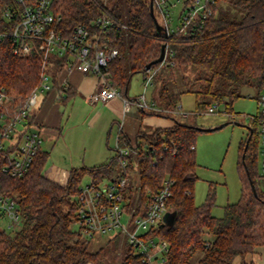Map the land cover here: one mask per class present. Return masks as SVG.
I'll list each match as a JSON object with an SVG mask.
<instances>
[{
    "label": "trees",
    "instance_id": "1",
    "mask_svg": "<svg viewBox=\"0 0 264 264\" xmlns=\"http://www.w3.org/2000/svg\"><path fill=\"white\" fill-rule=\"evenodd\" d=\"M107 11L125 27L111 29V45L118 54L109 63L112 84L121 94L128 89L130 76L146 73V64L158 57L162 44L167 43L172 55L162 64L164 69L182 73L179 85L169 83V77L157 71L153 77L155 104L166 110H179L180 94L192 92L197 108L223 101L232 112L233 101L240 96L243 85L259 91L264 84V0H217L213 14L195 36L166 39L157 31L150 14L149 0H108ZM9 7L14 12V0H0V12ZM53 12L60 15L59 28L67 35L77 23L88 22L101 9L94 0H52ZM0 17V32L8 31L16 22ZM159 66V63L152 67ZM65 67V59L51 54L46 70L55 82ZM42 67L39 53L27 56L13 53L9 36L0 42V89L23 99L41 83ZM190 74V75H189ZM176 85V86H175ZM71 87L64 99L73 95ZM199 97L209 101H199ZM146 114L171 118V127H157L151 132H136L135 140L121 128L119 144L130 149L128 163L120 166L121 156L115 148L104 163L73 167L65 183L46 176L44 167L49 151L38 150L28 171L20 177L0 174V192L17 199L22 215V227L14 233L0 230V264H103L101 248L91 252L78 231L71 228L76 219L78 185L84 175L99 182L113 174L128 173L136 163L138 182L134 191L136 209L143 212L151 195L159 190L166 178L172 180L167 211L175 212L170 224L163 221L149 230L148 235L167 244L163 264H188L200 250L197 264H232L236 256L246 261L258 246L264 245V186L256 170L259 131L256 122L248 127L247 138L240 143L241 195L238 201L227 203L223 215L211 214L214 200L209 192L201 204L194 201L196 173L195 138L209 130L181 115L166 111L141 109ZM183 116V115H182ZM34 117H29L31 121ZM185 117V116H184ZM255 186V192L251 187ZM129 193V192H128ZM117 237V236H116ZM114 237V238H116ZM111 239V238H110ZM111 241V240H110ZM126 245V243L124 244ZM119 264H146L126 245Z\"/></svg>",
    "mask_w": 264,
    "mask_h": 264
},
{
    "label": "built area",
    "instance_id": "2",
    "mask_svg": "<svg viewBox=\"0 0 264 264\" xmlns=\"http://www.w3.org/2000/svg\"><path fill=\"white\" fill-rule=\"evenodd\" d=\"M156 21L161 26L160 32L166 39L171 37L195 36L213 14L217 0H149ZM52 0H14L17 10L6 7L0 17L10 19L17 16L14 25L8 31L0 32V42L9 36L13 43V53L27 56L39 53L42 67L41 83L27 97L16 98L0 89V174L10 177L23 176L31 166L35 155L42 147L43 138L40 126L30 121L39 103L40 94L50 90H67L66 81L58 85L52 83V73L46 70L48 57L54 54L65 59V70H79L94 75L97 84L85 99L88 102L107 101L115 96L123 100L124 111L132 106L138 109L167 111L149 103L145 98V89L153 82L154 74L160 65L172 55L165 43L163 60L157 67H150L144 74V91L136 98L122 96L112 84L109 70L110 61L118 54V49L111 45V29L125 27L118 23L106 9L108 0H94L101 12L88 22L77 23L69 34L59 28L60 15L53 12ZM177 12L175 23L172 14ZM174 24V25H173ZM41 101V100H40ZM220 102L214 101L207 107V112H215ZM251 123L256 122L259 131V158L261 176L264 180V84L256 96V112L246 114ZM118 131L122 124H118ZM120 166L124 169L130 149L119 144L115 138ZM124 171L113 174L106 180L96 182L90 179L85 185H78L76 197V219L80 237L92 238L97 233L114 232L111 238L120 237L132 248L140 260L146 264H163L167 244L148 235L149 230L163 221L167 212V200L171 195L172 180L166 178L159 190L153 193L143 212L130 205L128 195L129 179ZM22 215L17 199L0 192V230L16 232L22 227ZM3 224V228L1 225ZM80 264H90L83 261Z\"/></svg>",
    "mask_w": 264,
    "mask_h": 264
},
{
    "label": "rangeland",
    "instance_id": "3",
    "mask_svg": "<svg viewBox=\"0 0 264 264\" xmlns=\"http://www.w3.org/2000/svg\"><path fill=\"white\" fill-rule=\"evenodd\" d=\"M176 14L177 12L172 14L173 23H175ZM174 68L168 70L160 65L158 72L164 77H169L170 85L173 82L179 85L183 74ZM142 92L143 73L137 72L130 76L127 96L136 98ZM153 93L156 96L155 90ZM257 93L258 91L255 87L243 85L239 90L240 96L232 103L231 113L228 112L229 110H225V104L221 100L217 110L211 113L207 112V107L200 106L197 108V97L194 93L183 92L180 94L178 102L179 110L166 111L167 114L172 115L182 114L183 116L181 115L180 119L183 121H191L193 119L197 126L206 129L210 128L209 130L200 131L195 138L196 173L198 178L194 184L193 194L195 203L201 204L206 200L208 193L213 192L214 200L211 206V214L216 217L223 215V207L227 203L238 201L241 195L240 177L242 171L238 166L240 161V143L247 138L248 127L252 124L245 115L256 112ZM145 94L146 100L149 101L150 91L148 90ZM86 95L83 92H77L66 104H61L60 106V103H58L57 109L59 115L60 111L62 112V121L61 124L59 122L51 129L49 133L40 127L41 137L43 138L42 147L44 149L47 148L50 152L45 172L47 175H50L51 171L52 173H57L58 177H53L57 182H64L65 180H60V174L65 177V172H68L73 167L97 164L92 162L94 157L102 159V161L109 160L114 153V138L119 123L122 124L124 131L133 139L132 132L138 128L142 132H151L153 129H147L148 127L162 125L156 123L158 120H170L173 122L171 118L157 114H145L143 116L144 119L141 120L140 113L130 111V109L126 113L120 110L118 114H115L111 107L105 106L101 101L96 103L86 102L84 100ZM43 97L45 96L40 94L37 107L40 106V100ZM198 100L209 101L208 98L204 97H199ZM156 106L159 107V105ZM113 115H117V117L113 118ZM112 122L114 123L106 143V134ZM100 137H102V141L98 143ZM136 166V163H134L133 169L127 174L129 179L128 195H131V191H134L138 182ZM256 170L260 175V184L264 186L260 170L259 141L257 144ZM103 180H106V178ZM89 181L90 177L84 175L79 186H83ZM74 199L77 200L76 195ZM129 199L132 204L135 203V197L131 200L132 197L129 196ZM1 227H4L3 224ZM71 228L78 231V226L75 222L72 223ZM113 233H97L92 238H86V245L89 251L95 252L101 248L103 264H119L126 248L124 239L118 236L111 238ZM201 255L202 252L197 250L190 258L188 264H197ZM243 259L253 261V264H264V245L258 246L254 253L245 255ZM241 260L242 257L236 256L232 264H240ZM156 264L160 263L156 262Z\"/></svg>",
    "mask_w": 264,
    "mask_h": 264
},
{
    "label": "crops",
    "instance_id": "4",
    "mask_svg": "<svg viewBox=\"0 0 264 264\" xmlns=\"http://www.w3.org/2000/svg\"><path fill=\"white\" fill-rule=\"evenodd\" d=\"M143 80H144V74H143ZM64 81H66L69 85V88L71 87V90H73L74 93H73L72 97H74L77 94V92H83L84 94L88 95L89 93H91L94 90V88L96 87V84H97V79L94 75L86 74V73H83V72L76 70V69L71 70V71H67V70H65V67L60 71V74L57 76L56 82H55V79L53 78V75H52L53 85H58L59 83L61 85V83ZM148 90L150 91V96H149L148 102L154 103L155 100H154V93H153L154 92V83L153 82L151 85L147 86V88L145 89V92L147 93ZM143 91H144V87H143ZM65 95H66V90L61 91L60 96H58L57 91L53 90V89L50 90L48 93H46L44 95L45 97H43L42 100L40 101V106L37 107L36 110L34 111V117H33L34 123H36L41 128H44V130L47 131L48 133L57 124H59V122L61 124L62 112L60 111V115H59L57 105H58V103H60V106H61V104H66L72 98L71 97L69 99H64ZM121 95L126 97L127 92L125 94H121ZM145 98H146V94H145ZM84 100L86 102H88L86 99H84ZM101 102L104 103L105 106L107 105V106L111 107V109L113 110V112L115 114H118V112L120 110H122V112H124V113H126L128 111V110L124 111L123 100L120 96H115V97H113L107 101H104V102L101 101ZM92 103H96V102H92ZM130 111H137V113H140V117H141L140 119L141 120L144 119L143 116L146 114V113H143V111L141 109H138L135 106H132L130 108ZM113 116H114L113 118L117 117V115L116 116L113 115ZM125 116H126V114H125ZM113 123L114 122L111 123L109 130L106 134V143L108 142L110 130H111ZM156 123L162 124V125H153V126L148 127L147 129L151 130V129H154L156 127H171L172 125H174V121L172 122L170 120L169 121L168 120H158ZM122 129H123V126H122ZM138 129H136V131L132 132L133 139L131 138V136L127 132L124 131V129H123V131L133 141V140H135V134H136ZM117 135H118V130H117V133L115 135V138ZM115 138H114V142H115ZM101 141H102V137H100V140H98V143ZM42 149H44V148L42 147ZM195 149H196V147H195ZM44 150H48V149L46 148ZM49 156H50V152H49ZM48 159H49V157H48ZM48 159H47V162H48ZM47 162H46L45 167H44V172H45ZM92 162L93 163L96 162L97 164H100V163H104L106 161H102V159L94 157L92 159ZM97 164H95V165H97ZM69 171L68 172L64 171L65 177L63 176V174H60V180H65V181L64 182L60 181L59 183H65L66 182ZM45 174H46V176H48L52 180H56L53 178L54 176L58 177V174L52 173V171L49 173L50 175H47L46 172H45Z\"/></svg>",
    "mask_w": 264,
    "mask_h": 264
},
{
    "label": "water",
    "instance_id": "5",
    "mask_svg": "<svg viewBox=\"0 0 264 264\" xmlns=\"http://www.w3.org/2000/svg\"><path fill=\"white\" fill-rule=\"evenodd\" d=\"M150 14L153 18V21L155 23V26H156V29L157 31H160L161 30V26L158 24V22L156 21V18L154 16V13H153V9H152V4L150 3ZM164 54H165V44H162L161 45V48H160V53L158 55L157 58H155L154 60L148 62L146 64V70L149 69L153 64H156V63H160L163 58H164ZM251 187L253 189V191L255 192V186L253 184V182L251 181ZM174 216H175V212L173 211H167L164 216H163V224H170L172 223L173 219H174Z\"/></svg>",
    "mask_w": 264,
    "mask_h": 264
}]
</instances>
